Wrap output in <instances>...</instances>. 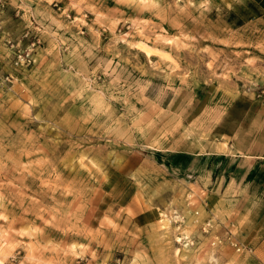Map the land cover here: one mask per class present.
Masks as SVG:
<instances>
[{"label": "rangeland", "instance_id": "1", "mask_svg": "<svg viewBox=\"0 0 264 264\" xmlns=\"http://www.w3.org/2000/svg\"><path fill=\"white\" fill-rule=\"evenodd\" d=\"M210 151L264 155V0H0V264H255L175 242Z\"/></svg>", "mask_w": 264, "mask_h": 264}, {"label": "crops", "instance_id": "2", "mask_svg": "<svg viewBox=\"0 0 264 264\" xmlns=\"http://www.w3.org/2000/svg\"><path fill=\"white\" fill-rule=\"evenodd\" d=\"M241 124L238 122L236 129L225 131L221 129L222 123H219L217 134L220 138H229L235 132L242 131ZM205 154L214 157L223 155L228 160L226 168L222 169L221 188L211 187V205L215 206L219 200L215 194H227L225 199H220L223 200L221 205L228 211L223 216V223L233 222L238 239L250 248V251L244 250L238 254L251 255L255 264H264V155L221 154L218 151ZM212 173L213 169L210 175Z\"/></svg>", "mask_w": 264, "mask_h": 264}, {"label": "built area", "instance_id": "3", "mask_svg": "<svg viewBox=\"0 0 264 264\" xmlns=\"http://www.w3.org/2000/svg\"><path fill=\"white\" fill-rule=\"evenodd\" d=\"M29 54H27L28 56ZM29 62V59H25ZM198 211H193L194 221L198 215ZM171 221L178 230L175 235V242L180 246H194L201 238L199 236L208 238L211 247L222 248L227 246L236 253H241L244 250L250 251V248L245 247L237 237L236 228L233 222H219L213 221L211 218H206L199 222L198 235H190L179 231L180 227L185 223L184 216L174 210L171 214Z\"/></svg>", "mask_w": 264, "mask_h": 264}]
</instances>
